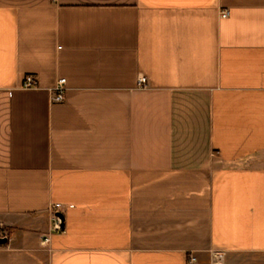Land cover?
I'll return each instance as SVG.
<instances>
[{
    "label": "crops",
    "instance_id": "obj_1",
    "mask_svg": "<svg viewBox=\"0 0 264 264\" xmlns=\"http://www.w3.org/2000/svg\"><path fill=\"white\" fill-rule=\"evenodd\" d=\"M0 228V264H264V0H0Z\"/></svg>",
    "mask_w": 264,
    "mask_h": 264
},
{
    "label": "built area",
    "instance_id": "obj_2",
    "mask_svg": "<svg viewBox=\"0 0 264 264\" xmlns=\"http://www.w3.org/2000/svg\"><path fill=\"white\" fill-rule=\"evenodd\" d=\"M229 16V11L225 10L221 12L222 18H227ZM148 80L146 77L142 76L139 78L138 85L140 88H144L147 86ZM38 86L37 80L35 76H27L23 82V87L25 89H32L36 88ZM67 79L66 78H60L56 84L51 89L52 95H53V101L56 103H62L65 101L67 96ZM63 208L62 204H53L51 207V212L53 216V231L56 233L62 232V224L60 218L57 216V214L60 213V210ZM0 237H8V233L3 229L0 228ZM49 239L46 238V241ZM195 261V259H192V262Z\"/></svg>",
    "mask_w": 264,
    "mask_h": 264
},
{
    "label": "water",
    "instance_id": "obj_3",
    "mask_svg": "<svg viewBox=\"0 0 264 264\" xmlns=\"http://www.w3.org/2000/svg\"><path fill=\"white\" fill-rule=\"evenodd\" d=\"M57 216L60 218L61 220V224H62V227L64 226V216L59 213L57 214ZM8 243V238L7 237H0V246H4Z\"/></svg>",
    "mask_w": 264,
    "mask_h": 264
}]
</instances>
